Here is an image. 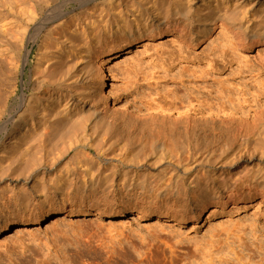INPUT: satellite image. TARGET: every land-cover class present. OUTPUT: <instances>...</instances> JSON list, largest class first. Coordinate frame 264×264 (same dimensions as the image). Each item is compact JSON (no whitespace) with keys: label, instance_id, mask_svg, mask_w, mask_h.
Returning <instances> with one entry per match:
<instances>
[{"label":"rangeland","instance_id":"obj_1","mask_svg":"<svg viewBox=\"0 0 264 264\" xmlns=\"http://www.w3.org/2000/svg\"><path fill=\"white\" fill-rule=\"evenodd\" d=\"M213 2L210 7L215 18L221 10L241 7L233 11V18L244 30V45H238L237 34L227 24H214V20L207 23L201 37L202 28L195 25L192 31L163 29L135 41L124 34L107 35L98 46L95 39L88 47H82L78 57L72 56L66 62V69L90 79L88 85L94 90L97 104L87 102L82 109L84 115L99 119L105 108L108 117H117L112 132L120 141L136 140L134 134L126 136L129 131L122 130L119 122L133 115L149 123L154 119L159 126H168L175 119L182 123L189 119L205 130V138L199 137V142L206 154L194 157L191 173L180 176L186 187L195 173H223L233 179L264 177V126L259 129L262 134L255 135L254 128L264 118V40L252 43L255 35L264 33V0ZM200 4H193L194 15ZM59 6L78 19L86 10L75 0H0V172L5 174L0 173V220L16 218L19 224L24 219L32 221L48 214L40 224L26 226L22 235H13L15 224L7 230L0 224V264H264V188L260 191L259 186L254 189L244 184L233 199L222 195L208 198L203 213L193 221L192 217L198 214L197 199L182 193L180 197L167 195L164 190L169 182L153 193L142 189L120 192L116 186L113 190L93 192L84 189L80 175L70 183L67 180L69 184L58 183L55 178L53 182L51 178L57 171L65 174L83 161L82 154L90 153L92 163L97 164L94 146L60 158L52 175L40 176L38 181L26 176L32 173V129L12 131V127L25 117L24 108H18L20 99L32 94V70L51 27L42 29L36 42H31L37 34L34 25ZM86 21L91 25L94 19ZM81 39L88 41L90 36ZM125 45H129L125 52L107 60L108 51ZM26 51L29 55L24 62ZM100 65L107 76L105 87ZM87 86L84 83L78 88ZM152 99L174 102L178 112L149 111L147 106ZM238 131L250 139L246 147ZM132 137L134 140L128 139ZM90 143L94 145L93 141ZM149 160L144 162L140 174L151 180L166 175L168 161ZM27 161L30 164L26 167ZM8 165L11 168L6 171ZM22 166L27 169L22 170ZM246 173L251 176L246 177ZM79 209L94 214L75 215ZM97 211L100 214L96 215ZM111 211L126 213L105 215ZM64 212L67 214L62 216L63 221L52 224Z\"/></svg>","mask_w":264,"mask_h":264},{"label":"bare ground","instance_id":"obj_2","mask_svg":"<svg viewBox=\"0 0 264 264\" xmlns=\"http://www.w3.org/2000/svg\"><path fill=\"white\" fill-rule=\"evenodd\" d=\"M75 1L79 4L81 9H86L81 13L83 15V18L81 17L82 19H78L75 16L72 17L70 12H66L62 6H59L58 8L56 7L57 9H54V11H51L52 14L49 12L41 22L40 20L37 21L38 24H35L36 28L34 25V30L37 29V34L35 33V35L32 36L31 42H36V36L42 29L49 26L51 27L47 31L39 47L37 62L32 70V80L30 81L32 94L30 96L23 95L20 99L18 108H24L22 111L25 117H19V121L15 122L12 127V131L25 129L27 127L29 130L32 129V140H30L31 137L29 136V140L32 142V162H30L32 163V165H30L32 166V173L26 175L28 174L27 171L25 175L29 176V179L32 181H38L39 178L41 179L40 176L44 177L45 174L52 175L56 162L68 153L74 150L78 151L80 148L91 150L95 147L93 150H95V158L98 161L97 164L92 163L93 157L90 156V153L82 154L81 156L83 158L80 157L83 161H79L78 165L72 169L66 170L67 172L65 174L59 173L62 171H57L58 173H54L55 175H53L51 179L55 178L58 183H61V181H73L74 178L77 179V177L74 176L80 175L81 177L79 176V178L83 180L81 183H83L84 189L89 188L93 192L101 189L113 190V187L116 186L120 192L142 189L143 192L147 190L153 193L157 191L160 186H163L164 182H169L170 184L165 186L164 190L167 195H176L180 197L182 193L184 196H190L192 200L194 197L197 199L195 212H198V214L192 217L194 218L193 221L203 213L204 204L210 197L222 195L227 199H233L239 195V188L244 184H246L248 188L253 186L254 189H257L259 186L260 191H262L264 188V177L233 179L231 176L224 175L223 173H218V175L206 173L197 175L195 173L194 177L190 179L189 186L186 187L184 183L180 181L182 180L180 176H188L191 173L193 170V164L191 165V163L194 157L201 153L206 154V149L204 148L203 150L204 145L199 142V137L203 136L205 138L204 129H199L194 123L192 124L189 119L184 123L175 119L171 121L168 126H166L165 123L159 126L160 124L156 125L154 119L150 120L149 123L148 120L142 119L141 116L134 117V115H130L132 117H130L129 120L124 119L119 122L123 125L122 130L125 128L129 131L126 136L129 137L134 134L136 135V140L132 137L133 139H128L134 140V142L126 140L125 142L124 140L120 141L121 138L118 139L112 132L113 126L118 122V120H116L117 117H108L109 115L106 114L107 112H104L105 108H103L101 112L103 114L99 119L92 118V114L88 116L84 115L82 109L87 106V102H96L93 97L94 90L92 89V91L88 85L90 84L88 83L90 79H82L78 73H72L71 70L66 69L68 58L72 56L78 57L83 50L82 47H88L91 43L95 42V39H97L98 46V43H101L103 37H107V35L115 36L124 34L130 38V40L135 41L146 35L149 36L156 32H160L163 29L168 31L173 28V32H184L186 29L192 31L195 25L200 29L202 28L199 34V37H201L203 36L204 27L207 23H213L214 20V24L217 22L220 24H227L231 32L234 31L237 34V41L240 43L237 44L241 47L244 45V35L242 36L244 30L237 25L235 18H233V13L236 12L234 10L241 7L236 9L234 5V8L230 10H221V14L215 18V14L211 10L212 7H210V2L214 1L213 3H216L217 0ZM196 1L201 4L197 7V14L194 15L192 7ZM89 6H92L93 9L88 8ZM191 16L195 18L191 19ZM90 19H94L91 25L89 24L90 21H86ZM8 20L9 19H7V21ZM81 21L82 23L80 24ZM3 22L1 24H3ZM85 22L88 23L84 24ZM94 24H97V26H92ZM1 26L3 30V25ZM5 28L6 27H4V29ZM97 29H99L98 32H95L94 30ZM252 29H255V27ZM88 30L90 31L86 33ZM262 32L260 31V33ZM87 36H90L88 41L82 40L83 38L81 39V37H84V39L87 40ZM239 38H241V40H239ZM259 39L264 40V33L263 35L261 34V36L255 35L252 39V43L259 42ZM81 40L84 41L85 44H83V42L81 43ZM128 47L129 45H125L117 50L108 51L106 54L107 60L109 61L118 54L125 52ZM28 55L29 51H26L24 62L27 61ZM98 70L99 72H103L105 68L103 65H100L98 66ZM2 78L3 73L0 68V81ZM101 82L102 86L105 87L107 76L104 72L102 73ZM84 83L86 86L88 85L87 89L82 90L80 88V90H82V92H80L78 85H84ZM150 102L151 103L147 102L149 104L147 110L149 111L166 112L168 114L175 111L178 112L177 104L174 102H163L162 100L155 101L154 99ZM11 119L12 117L10 116L9 120L11 121ZM263 126L264 118L258 121L254 126L256 130L255 135L262 134L263 131L259 129ZM197 131H199V133ZM119 133L120 132H118V137ZM244 135L247 134L245 133ZM238 137L242 138L241 143L246 147L250 139L243 136L241 131H238ZM88 141H93L94 145H92V143L89 145ZM112 154H115L114 157H111ZM149 159L155 160L156 162L168 161V165L166 166L168 170L166 173L164 171L166 175H158V180L156 178L151 180V177L149 178L147 175L140 174V169L144 167V162H150ZM30 163L27 161V165L25 164L26 167ZM111 163L116 164L111 165ZM9 165L6 171H9L7 169L11 168ZM24 168L22 166L21 169L23 170ZM26 169L27 168L24 170ZM17 172H19V170ZM22 172L25 173V171H21L20 173L22 174ZM1 174L5 175L3 172ZM18 175L16 174L17 177H19ZM25 175L23 174V176ZM245 176L250 177L251 175L246 173ZM47 178V180H49V177ZM116 180L118 181L116 182ZM49 182H51V180ZM125 213L126 211H111L105 213V215L116 217L122 216ZM65 214L67 213L64 212L59 217H55V221H53L52 224L63 221L62 216ZM82 214H94V211L79 209L75 212V215ZM95 214H100V211H97ZM47 218L48 214H45L32 221H26L24 219L19 224H16V218L12 220L5 218L0 220V224L3 226V230H7L11 224H15V233L13 235H22L26 230V226L40 224ZM195 250L197 251V249Z\"/></svg>","mask_w":264,"mask_h":264}]
</instances>
